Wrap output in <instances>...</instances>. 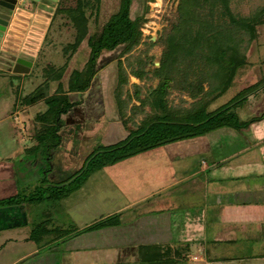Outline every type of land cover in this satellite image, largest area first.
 Segmentation results:
<instances>
[{
	"label": "rangeland",
	"instance_id": "obj_1",
	"mask_svg": "<svg viewBox=\"0 0 264 264\" xmlns=\"http://www.w3.org/2000/svg\"><path fill=\"white\" fill-rule=\"evenodd\" d=\"M75 2L76 0H64L63 5L74 6ZM119 2L120 0L99 1L96 22L92 20L96 30L101 28L111 14L118 11ZM143 3V0H134L131 13L141 12ZM23 4L24 1L19 3V8L11 16L13 22L21 23V26H25L32 20L27 12L35 9H25ZM177 4L178 0L147 1L148 11L145 13L146 20L141 26L142 34L139 44L123 54L120 53L123 45L112 51H103L98 57L95 74L88 89L67 92L70 101H80V103L60 115L61 125L58 130L60 144L51 150L50 159H48L50 155L46 154L45 144H39L34 137L38 128L35 114L46 110L47 106L43 101L25 105L23 97L42 83L44 68L47 65L52 64L58 67L65 62L61 89L68 91V76L72 70H81L84 67L90 48L85 38L71 56L63 51L67 43L74 41L75 29L67 16L60 12L56 13L50 24V16L47 14L33 16L36 25L33 30L37 33L34 37L41 41L37 43L38 48L26 46L35 44L31 41L27 43V39L22 43L25 50L22 46L21 50L16 43L7 45L14 55H31L27 59L32 62V70L30 73L11 74L7 72V67L0 65V166L10 170L5 173L1 169L7 178L4 179L5 188L0 192H9L13 189V194L20 191L35 193L37 189L42 191L43 199H28L18 204L0 205V235H5L0 236V264H6L29 246H38L40 252L49 251L50 241L48 240L58 237L57 228H63L71 234L111 210L113 213H119L117 216L119 223H122L123 216L130 221L131 214L134 212L135 214L151 212L152 210L145 209L148 206L146 204L148 200L141 203L139 201L138 204L137 200L147 192L164 188L172 178L184 176L189 169L192 172L195 169L194 166L203 159L208 164L206 170L203 172L198 170L199 173L190 178L192 183L193 180H198L202 188L201 197L191 200L192 202L197 200V204H194L195 208H190V213L197 214L198 210L203 208L204 235L209 250L213 246L214 253L220 254L219 256H237L236 250H240V254H243L240 259L231 257L222 264H264V257L253 258L250 252L251 249L255 251L257 248V245L251 244L255 240H251L250 235L252 237L256 233V237L262 240L264 234L260 235V231L264 230V223H256L254 219L243 222L239 220L242 218L239 212L234 217V211L241 209L246 217L249 215L247 211L249 206L238 205L235 202L247 201L251 191L250 186L253 183L264 182V162L261 159L263 152L259 153L261 145L264 144V117L259 118L264 115V24L256 25L255 38L249 43L246 42L247 35L242 34L241 51L245 52L247 63L237 71L228 90L210 106L212 109L228 100L245 97L242 102L216 114V118H220L232 112L236 113L237 117L234 120L240 127H233L229 119L214 130L211 136L210 134L201 135L207 141L204 147L200 144L201 141L197 144V148L189 149L184 139L167 143L152 151L126 157L110 165L107 164L90 173L80 188L63 196L65 189L61 186L69 187L70 184H75V180L68 183L64 181L87 162L85 160L92 151L101 150L123 139L128 133V128L135 129L142 119L150 114L159 113L152 105L151 92L159 81V77L153 70L159 65L165 49L164 38L171 24L176 20ZM263 4L264 0H230L229 8L236 15L247 17L256 13ZM216 11L219 13L215 10L214 16L218 15ZM203 12L204 15L208 13L207 9ZM224 19L227 20V17ZM227 22L224 20L219 23L228 25ZM221 25H215L213 31L222 32L223 39L227 36L231 38L238 36V31L233 27L223 29ZM20 31H25V28H20ZM29 48L31 51L27 52L26 49ZM6 58L9 59L0 53V61ZM13 61L14 59H11V62ZM4 68L6 71H3ZM120 68H122L123 76L125 75V81L121 83L119 89H116ZM140 69L144 71L141 77L132 75L134 74L132 71ZM203 71V74L189 72L188 81L183 83L181 73L173 68V80L165 95L167 106L189 107L193 99L200 97V91L196 97L194 96L195 98L190 96L187 82L194 85L201 82L202 92L211 89L212 86L215 87L217 83L206 75L207 72L209 74L210 69ZM56 88L57 81H49L45 95L52 94ZM217 90L218 88L216 92ZM118 93L122 98L120 104L123 107L127 129L122 125L118 113L115 96ZM254 118L259 119L250 121ZM113 123L118 124L111 126ZM214 125L215 122L212 121V123L195 127L204 130ZM198 137L200 136L192 137V139ZM183 147L191 150V155L183 156L178 153V150H182ZM216 160L215 165L210 164ZM216 165H218L216 168H212ZM81 179L82 176L79 180ZM42 184L49 189L41 190L44 187ZM53 185H61L56 192L59 198H46L51 190L55 189ZM175 187L177 186L169 187L168 190L164 189L159 193L160 196L166 195ZM149 200L152 202L153 197ZM126 204L129 208L119 212ZM154 205L157 206V203L150 204V206ZM177 213L181 212H176L175 220L183 216ZM237 217L238 220H236ZM261 219L264 220V218ZM177 223L173 226L175 233L179 231ZM95 233L97 231L92 230L78 237L85 238L86 235L91 236ZM9 234L14 236L15 243L11 242L12 236H9L12 237L11 239L6 240ZM218 236L226 240L215 244L209 242L210 239ZM231 239H234L232 244ZM59 240L57 239V242ZM44 242L46 244L41 246ZM111 245L112 243L101 248H116L115 245ZM234 248L236 249L233 250ZM260 249L264 252L263 247ZM128 250L129 248L124 252ZM191 250L194 252L195 246H191ZM109 252V257L111 255L113 256L111 259L114 258L111 264L124 263L120 253L113 251L116 254L114 255L112 251ZM83 253H86L85 250ZM99 254L101 255V252ZM117 255L118 259L114 257ZM128 255H132L130 251Z\"/></svg>",
	"mask_w": 264,
	"mask_h": 264
},
{
	"label": "trees",
	"instance_id": "obj_2",
	"mask_svg": "<svg viewBox=\"0 0 264 264\" xmlns=\"http://www.w3.org/2000/svg\"><path fill=\"white\" fill-rule=\"evenodd\" d=\"M99 1L76 0L74 6L68 5L65 8L61 7L58 9V12L60 11V13H64L67 16L75 29L74 41L67 43L63 47V51L71 56L85 38L90 48L84 67L81 70H72L68 76V91L61 89V78L66 67L65 62L58 67L52 64L47 65L44 68V80L42 83L23 97L25 105L43 101L47 106L46 110L35 114V120H38V128L34 137L39 144H45L48 156L52 154L51 150L60 144V136L58 135L61 125L59 123L60 115L70 107L80 103V101H70L67 92L88 89L95 74L98 57L103 51H112L116 47L123 45V49L120 51L123 54L138 45L141 40V26L146 20L147 1L150 0H143L142 11L135 14L131 13V6L134 0H120L118 11L111 14L101 28L96 30L94 23L96 22ZM229 2L230 0H178L176 20L171 24V28L164 38L165 49L162 52L159 65L153 70L154 74L159 77V81L151 92L153 95L152 105L159 113L148 115L142 119L135 129L128 128V133L123 139L113 142L101 148V150L92 151L85 160L87 162L64 181L68 183L75 180V184H70L69 187L53 185L55 189L51 190V193L46 198H59L56 192L60 186L65 189L63 196L69 195L73 190L80 188L95 169L107 166V164H113L129 156L152 151L170 142L187 140L202 134L212 133L220 125L224 124L223 122L226 120L230 119L233 127H240L236 124L237 121L234 120L237 117L236 113L232 112L226 117L222 116L220 118H216V114L242 102L245 97L240 96L228 100L212 109H210V106L212 102L228 90L237 71L247 63V56L245 52L241 51L240 44L243 42L241 36L243 33L247 35V43L255 38L256 25L264 24V4L256 13L243 17L236 15L230 10ZM206 9L208 13L204 15L203 11ZM215 10L219 11V13L216 11L218 13L217 16L213 15ZM93 15L95 16L93 17ZM225 17H227V20L224 19ZM224 20L225 22L228 21V25L219 23ZM215 25H221L223 29L233 27L239 34L238 36L231 34L232 38L227 36L223 39L221 37L222 32L213 31ZM225 31L229 32L228 30ZM118 62L120 63V61ZM173 68L178 69V72L181 73L183 83L188 81L189 72L203 74L204 69H210L209 74L207 72L206 75L210 80L215 81L217 85L202 92L201 82L195 85L187 82L190 88V96L196 97V94L200 91V97L197 99L194 97L195 99L189 103V107L167 106L165 95L169 84L173 80ZM132 72L134 73L132 75L136 77H141L144 74L141 69ZM118 74L119 79L116 89H119L121 83L125 81L122 68L118 69ZM49 81H57V88L52 94L46 96L45 91L48 89ZM115 96L120 120H122L121 123L127 129L126 121L123 117V107L120 104L122 98L119 93ZM263 117L264 115L259 118ZM259 118H254L250 121ZM202 121H204V124ZM212 121L215 122V125L211 128L208 127L203 130L195 127L212 123ZM187 125L192 127H185ZM50 158L51 155L48 159ZM213 163L210 162V164ZM197 165L194 166L195 169L193 168V171L198 170ZM80 176H82L81 180H79ZM42 186L44 187L41 190L49 189L45 188V184H42ZM41 193L42 191L36 189L35 193H22L20 191L9 194L0 197V205L18 204L23 200L28 201V199L41 200L43 199L41 198L43 196ZM118 215L119 213L117 212L107 216H100L91 224L83 226V228L77 229L76 232L71 234L63 228H57L56 233L58 238L64 241L88 231L117 226L120 224L117 222Z\"/></svg>",
	"mask_w": 264,
	"mask_h": 264
},
{
	"label": "crops",
	"instance_id": "obj_3",
	"mask_svg": "<svg viewBox=\"0 0 264 264\" xmlns=\"http://www.w3.org/2000/svg\"><path fill=\"white\" fill-rule=\"evenodd\" d=\"M115 124L118 123H113L111 126ZM213 133L214 131L209 133L210 136ZM207 138L209 139V136H207ZM184 142H187L185 144H187L189 149H195V147L197 148V144L200 142L202 147L207 145V141L202 136L194 139L191 138ZM189 149L183 147L182 150H178V153L183 156L191 155V150ZM261 152H263L261 159L264 162V144L260 147L259 153ZM197 154H199V152ZM171 156H173V154H171ZM203 160L198 162V170L200 172H203V170H206L208 167V164ZM216 161H214L211 165H215ZM203 163L205 165L202 166ZM217 166L218 165L212 168H216ZM1 169H3L5 173L10 171L8 168L0 166V190L5 188L6 181H4V179L7 178L5 177L6 174H4ZM198 170L190 172L189 169L184 176L172 178L164 188L147 192L140 197L137 200V204L139 201L141 203L144 200H148L146 203L148 206L145 209L146 211L152 210L151 212H137V214L134 212L131 214L130 221H127V218L123 216L121 217V219L123 218L122 223L119 225L94 230L97 231V233L91 236L86 235L87 237L85 238L78 237L80 236L78 235L64 241L59 240L57 242V239L59 238L53 237L48 240L50 241L49 251L40 252L38 246H29L25 249V251L15 255L14 258L6 264H111L114 258L111 259L113 257L111 255L109 257V251H112L114 255H116L115 252L120 253L123 257L122 259L124 260L123 264H189L188 262H194L196 264H222L231 257L240 259L243 257V254H240V250H236L237 256L235 255L231 257L219 256L220 254H215L213 246H211L212 248L209 250L208 243L204 235L203 208L198 210L197 214L196 212L190 213V208H195L194 204H197V200L194 202L191 200L201 197V183H199L198 180H193V183L190 182V178L197 175ZM174 186L177 187H175L171 192L168 191L166 195L160 196L159 193L164 189L168 190L169 187ZM12 190L9 192H0V197L13 194ZM250 190L251 191L250 194H248L247 201L235 202L238 205L243 204L247 205L246 207L249 206V210H247L249 211V215L246 217V214L244 215L243 210L241 209L234 211V217L237 215V212H239L240 216H242L239 220L243 222L245 220L254 219V222L256 223H264V220L261 219L264 218V182L253 183L250 186ZM152 197L153 200L151 202L149 199ZM151 203H157V206H150ZM127 205L128 204L124 205L119 212L129 208ZM158 205L165 206L159 207ZM112 211L113 210L100 216L110 215L113 213ZM176 212H181L177 213L178 215L183 214L180 219L178 217L179 221L175 220ZM236 220H238V217ZM176 223L179 225V231L177 233H175V227H173ZM180 228L182 230L181 232ZM262 234H264V230L260 231V235ZM0 236L4 237L5 235L1 234ZM9 236L12 235L9 234L6 240L13 237L11 242L15 243L14 236ZM256 236V233H254L252 237L250 235V239L255 240L251 244L257 245L255 251L252 249L250 250L251 256L253 258L257 257L262 259L264 257V252L260 248L263 247L264 250V238L261 240V238L258 239ZM225 240L226 239H222L218 236L210 239L209 242L215 244L216 242L218 243ZM233 240L234 239L230 240L231 244ZM48 241L46 240V242ZM111 243L112 245H115L116 248H101ZM45 244L46 243L44 242L41 246ZM191 246H195L194 252L191 250ZM83 248L86 252L85 254L83 253ZM127 248H129V250L125 253L124 251ZM235 249L236 248L233 250ZM129 251L132 255H128ZM100 252L101 255L99 254ZM119 256L117 255L114 257H117L118 259ZM102 258L104 260H100Z\"/></svg>",
	"mask_w": 264,
	"mask_h": 264
},
{
	"label": "flooded vegetation",
	"instance_id": "obj_4",
	"mask_svg": "<svg viewBox=\"0 0 264 264\" xmlns=\"http://www.w3.org/2000/svg\"><path fill=\"white\" fill-rule=\"evenodd\" d=\"M63 1L64 0H38V1L24 0V4H23L24 7L23 8H25V9H34L35 8L33 11H31V10H29V12L26 11L27 15H31L32 20L27 22V24L25 26H21L20 25L21 23L16 24L15 22H13V24H11V22H8L6 30L3 32L1 42H0V53L1 54L3 53V56H6L9 58V59L6 58L5 60L0 61V65H4L5 67H7V70H8L7 72H9L11 74H15V73H12V67H13L12 63L13 62H11V59L15 60L16 57L19 56V55H14L12 49H9L7 47V45H9V44L11 45V43H16V45H18L21 50L23 48L25 50V47H23L24 44L22 45V43H24V41L27 39V43H28V41H31L35 44H28L26 46L37 47L38 46L37 43L41 42V41H38V39L34 37L35 36L34 34H37V33H36V31L33 30L36 27V25L34 23L35 21H33V16H40V14H42V15L47 14L50 16V18H49V24H50L52 22V20H54L56 13L60 12V11L58 12V9L61 7L65 8L68 6V5H63ZM5 3L7 4V2H4V5H5ZM2 5L0 4V11L5 10L4 7H1ZM18 8H19V5L16 3L15 9H18ZM14 10L11 11V15H12V13H14ZM40 11H44V12L38 13L39 15H37V12H40ZM11 25H14V27H17V29L12 28ZM22 27L25 28V31L21 32L20 28H22ZM28 35H30V36L27 37ZM21 46L23 48H21ZM28 50H29V52L31 51L30 48L26 49L27 52H28ZM29 56H31V55H29ZM29 56H23L22 55V57H24L26 59ZM31 68H32V66H31ZM31 70L32 69H30V71ZM3 71H6L5 68L3 69ZM30 71L28 73H30Z\"/></svg>",
	"mask_w": 264,
	"mask_h": 264
},
{
	"label": "water",
	"instance_id": "obj_5",
	"mask_svg": "<svg viewBox=\"0 0 264 264\" xmlns=\"http://www.w3.org/2000/svg\"><path fill=\"white\" fill-rule=\"evenodd\" d=\"M7 2V4L4 2ZM24 0H0V4L2 5L1 7H4L5 10L0 11V42L1 38L3 35V32L6 30L8 22H11L13 24V20L11 19V11L15 9V4L22 3ZM33 1H38V0H33ZM17 10V9H15ZM14 10V12H15ZM44 11L37 12L38 13H43ZM13 14V13H12ZM39 15V14H38ZM12 20V21H11ZM27 24V23H26ZM25 24V25H26ZM12 28L17 29V27H14L11 25ZM12 73L15 74H24L28 73L31 69L32 62L29 61L28 59L22 57V56H17L16 59L12 63Z\"/></svg>",
	"mask_w": 264,
	"mask_h": 264
}]
</instances>
